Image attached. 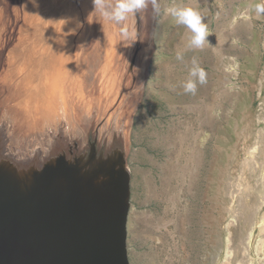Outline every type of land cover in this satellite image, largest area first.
<instances>
[{
  "label": "rangeland",
  "instance_id": "374dc122",
  "mask_svg": "<svg viewBox=\"0 0 264 264\" xmlns=\"http://www.w3.org/2000/svg\"><path fill=\"white\" fill-rule=\"evenodd\" d=\"M262 2L161 0L121 27L93 0H0L1 138L31 152L64 126L67 140L119 130L128 264H264ZM174 5L202 13V48Z\"/></svg>",
  "mask_w": 264,
  "mask_h": 264
},
{
  "label": "water",
  "instance_id": "95a60500",
  "mask_svg": "<svg viewBox=\"0 0 264 264\" xmlns=\"http://www.w3.org/2000/svg\"><path fill=\"white\" fill-rule=\"evenodd\" d=\"M65 130L31 152L0 136V264H128L123 136L67 140Z\"/></svg>",
  "mask_w": 264,
  "mask_h": 264
},
{
  "label": "clouds",
  "instance_id": "9594fccd",
  "mask_svg": "<svg viewBox=\"0 0 264 264\" xmlns=\"http://www.w3.org/2000/svg\"><path fill=\"white\" fill-rule=\"evenodd\" d=\"M94 12L117 26H123L134 15L151 8L152 13L159 15L161 12V0H93ZM164 13L174 18L178 25L185 26L192 33L188 47L202 48L207 41L208 25L204 22L202 13L190 6L174 5L164 8ZM258 15L264 14V2L255 5ZM121 35L127 36L126 31ZM177 60H183V56L177 53ZM189 79L184 83L186 93L195 94L197 86L206 83V72L195 59L189 72Z\"/></svg>",
  "mask_w": 264,
  "mask_h": 264
},
{
  "label": "bare ground",
  "instance_id": "6f19581e",
  "mask_svg": "<svg viewBox=\"0 0 264 264\" xmlns=\"http://www.w3.org/2000/svg\"><path fill=\"white\" fill-rule=\"evenodd\" d=\"M260 139H261V138H260ZM259 151H260V149H259ZM252 154H253V152H250V155H252ZM259 156H260V155H259ZM259 156H258V157H259ZM261 157H262V156H261Z\"/></svg>",
  "mask_w": 264,
  "mask_h": 264
}]
</instances>
